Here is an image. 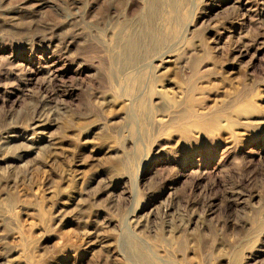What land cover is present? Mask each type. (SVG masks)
I'll list each match as a JSON object with an SVG mask.
<instances>
[{"label":"rangeland","instance_id":"374dc122","mask_svg":"<svg viewBox=\"0 0 264 264\" xmlns=\"http://www.w3.org/2000/svg\"><path fill=\"white\" fill-rule=\"evenodd\" d=\"M0 264H264V0H0Z\"/></svg>","mask_w":264,"mask_h":264}]
</instances>
